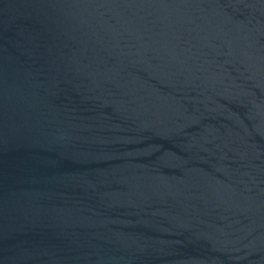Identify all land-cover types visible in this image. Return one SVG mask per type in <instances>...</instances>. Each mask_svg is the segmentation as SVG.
I'll return each mask as SVG.
<instances>
[{
	"label": "water",
	"instance_id": "1",
	"mask_svg": "<svg viewBox=\"0 0 264 264\" xmlns=\"http://www.w3.org/2000/svg\"><path fill=\"white\" fill-rule=\"evenodd\" d=\"M0 264H264V0H0Z\"/></svg>",
	"mask_w": 264,
	"mask_h": 264
}]
</instances>
